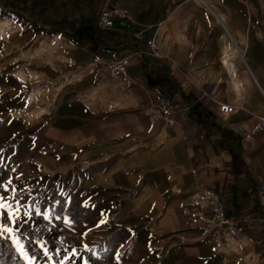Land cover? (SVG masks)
<instances>
[{"label":"crops","instance_id":"obj_1","mask_svg":"<svg viewBox=\"0 0 264 264\" xmlns=\"http://www.w3.org/2000/svg\"><path fill=\"white\" fill-rule=\"evenodd\" d=\"M108 6L128 9L133 24L116 23L97 42L92 60L99 62L81 77L84 109L68 133L72 144L85 149L89 165L105 164L109 186L140 193L133 205L157 211L162 223L182 228L188 238L203 239L202 220L183 210L190 206L207 217L204 189L223 198L228 217H258L264 130L244 136L264 118V0H111ZM152 38L158 52L146 44ZM224 54L234 57L232 69L221 63ZM119 61H126L133 84L108 74L109 64ZM96 78L97 101L86 108ZM182 84L185 111L171 126L151 121L152 105ZM219 104L233 113L221 115ZM259 230L240 247L224 242L219 251L241 264L251 251L254 264H264Z\"/></svg>","mask_w":264,"mask_h":264},{"label":"rangeland","instance_id":"obj_2","mask_svg":"<svg viewBox=\"0 0 264 264\" xmlns=\"http://www.w3.org/2000/svg\"><path fill=\"white\" fill-rule=\"evenodd\" d=\"M110 4L0 0V224L13 229H0V264H241L219 251L239 242L215 245L162 223L157 211L133 205L140 193L109 186L105 164L89 165L72 144L81 77L98 64L108 32L96 18ZM98 78L86 108L97 101ZM9 211L15 223L5 220ZM254 258L249 251L245 264Z\"/></svg>","mask_w":264,"mask_h":264},{"label":"built area","instance_id":"obj_3","mask_svg":"<svg viewBox=\"0 0 264 264\" xmlns=\"http://www.w3.org/2000/svg\"><path fill=\"white\" fill-rule=\"evenodd\" d=\"M126 26L133 24V18L128 9L119 6H108L100 10L96 18V27L101 31H111L115 24ZM137 38L142 37V32L136 33ZM152 52H158L159 46L152 38L146 42ZM236 51V50H235ZM237 54V53H236ZM226 59L223 55L221 63L232 69V55ZM126 61L111 63L108 66V73L112 76L120 77L124 82L131 85L133 80L126 74ZM187 89L182 84L176 92L170 97L159 98L150 108L149 117L153 122H161L164 126H171L174 123L176 113H183L185 110L180 107L183 93ZM218 111L221 115L227 116L233 113V108L226 104H219ZM264 130V118H260L258 125L244 136L248 140ZM201 199L204 202L202 208L208 210V216L202 217L201 210H193L187 206L183 212L194 218L202 220V233L215 245H221L229 239L241 242L252 232L253 227L260 228L264 232V185H261L256 191V204L260 210V215L254 217L252 214L230 218L227 216L226 203L223 198L213 190L204 189L201 191ZM258 226V227H257ZM257 231V232H259ZM259 255H257L258 257Z\"/></svg>","mask_w":264,"mask_h":264},{"label":"snow or ice","instance_id":"obj_4","mask_svg":"<svg viewBox=\"0 0 264 264\" xmlns=\"http://www.w3.org/2000/svg\"><path fill=\"white\" fill-rule=\"evenodd\" d=\"M4 207H5L4 204H0V209H3ZM4 218H5V220H11L13 223L16 222L15 221V217H14V215H13V213L11 211H9L7 213V215H6V217H4ZM0 229H2V231H4V232H9V233H12L13 232V229L12 228L5 227L2 224H0ZM14 243H16L18 251H20L22 253V255L25 256V258H28L27 257V253H24V251H23L24 246L19 243L18 239H15L14 240ZM44 251H45V254H47V249H45ZM28 259H29V264H31V258H28Z\"/></svg>","mask_w":264,"mask_h":264},{"label":"trees","instance_id":"obj_5","mask_svg":"<svg viewBox=\"0 0 264 264\" xmlns=\"http://www.w3.org/2000/svg\"><path fill=\"white\" fill-rule=\"evenodd\" d=\"M253 230H255V227H253ZM256 240L259 243L261 242V245H262L264 243V241H263L264 240V234H262V236L260 238H257Z\"/></svg>","mask_w":264,"mask_h":264},{"label":"bare ground","instance_id":"obj_6","mask_svg":"<svg viewBox=\"0 0 264 264\" xmlns=\"http://www.w3.org/2000/svg\"><path fill=\"white\" fill-rule=\"evenodd\" d=\"M36 95V94H35ZM34 96V95H33Z\"/></svg>","mask_w":264,"mask_h":264}]
</instances>
